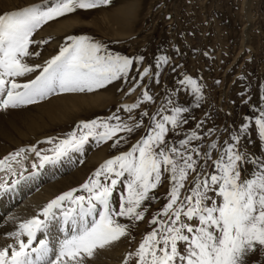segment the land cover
Listing matches in <instances>:
<instances>
[{"label":"snow or ice","instance_id":"obj_1","mask_svg":"<svg viewBox=\"0 0 264 264\" xmlns=\"http://www.w3.org/2000/svg\"><path fill=\"white\" fill-rule=\"evenodd\" d=\"M107 2L52 0L46 7L33 5L0 15V110L34 104L57 91L92 92L128 77L134 64L132 58L102 54V46L85 36L67 37L70 43L60 47L58 54L45 61L43 66L27 62V58L40 55L30 51L31 45L47 43V40L33 39L42 25L77 9L89 10L98 3ZM143 59L142 56L135 58L140 78L134 81L135 86L138 87L145 76L154 77L159 83L162 69L170 63V58L156 57L154 72H150L149 67L139 71ZM37 69L41 71L34 79L18 82V78ZM177 84L182 86L180 90L187 89L188 95L194 96L196 103L192 106L198 107L203 99V85L187 74ZM132 91L135 87L129 89V94ZM261 100L264 101V97ZM146 102H154L147 85L134 103L121 107L132 113ZM189 112V106L179 103L177 90H169L154 113L149 115L147 110L140 113L141 117L149 119L146 134L127 152L101 164L80 189L62 193L36 216L19 223L15 231L7 234L14 243L0 247V264H85L86 258L90 259L96 249L128 235V226L119 223L118 218L144 219L147 208L143 205L156 199L151 192L162 183L165 174H168L170 184L167 202L153 214L149 224L154 227L143 235L134 252L126 254L124 264L129 260H135V264H249L252 254L257 251L264 254V156L242 148L250 124H241L238 132L223 143L213 140L207 145L193 144L215 129H209L203 135L191 130L173 142L169 134H181L177 130L188 123L184 114ZM128 119L135 118L129 115ZM250 119L245 117V120ZM254 124L264 152V105ZM202 125L203 121L196 128L200 129ZM142 126L143 119L129 123L115 113L107 118L81 121L66 138L47 150L51 155H42L35 146L20 148L0 159V171L17 176L12 164H21L18 157L22 159L25 151L35 153L39 158L38 165L32 164L33 169L55 164L69 152L80 151L90 137L97 141L114 140L112 146L115 148L126 140L120 133L130 135ZM53 140L49 138L46 143L53 144ZM213 152L217 153L215 159ZM209 160L212 161L211 171L207 170ZM248 165H251V171H248ZM192 173L195 176L191 186L182 194ZM28 178L21 171L11 185L6 181L0 183V192L14 188ZM120 184L124 191L120 193L117 208L113 194ZM80 190L87 196L74 195ZM65 202L69 207L64 208ZM56 210H60L59 213ZM94 214L98 218L89 221L87 218ZM54 223L70 225L72 232L58 242L55 250L47 239ZM60 230L63 231V227ZM40 233L45 238L38 239ZM252 264H264V261H253Z\"/></svg>","mask_w":264,"mask_h":264},{"label":"rangeland","instance_id":"obj_2","mask_svg":"<svg viewBox=\"0 0 264 264\" xmlns=\"http://www.w3.org/2000/svg\"><path fill=\"white\" fill-rule=\"evenodd\" d=\"M51 3L52 0H47V4L45 0H31L14 8L0 10V15L33 5L46 7ZM69 36L88 37L91 42L102 46V54L110 53L113 56L132 58L134 64L129 70L128 77L117 79L104 88L92 92L57 91L37 103L6 109L20 110L45 103L51 98L63 97V95L101 94L107 99L101 107L71 115L64 121L49 125L33 135L26 134L27 136L24 137L9 131V135L0 137V146L7 148L0 152V159L20 148L28 149L32 146L41 151L42 155H51L52 153L47 150L60 139L66 138V135L72 132L81 121L107 118L114 113L129 123H135V119H143L144 126L130 135L120 133L119 135L126 136V140L115 148L112 146L114 140L97 141L90 137L80 151L69 152L55 164H46L43 168L33 169L32 164L38 165L39 158L35 153L25 151L22 159L18 157L23 167L15 162L12 164L17 176L0 171V183L6 181L8 185H11L13 179L19 178L21 171L28 177L29 174L35 173L31 175L34 178L51 172L48 178L43 179L40 184H43L42 187L64 180L76 171H84V176L77 182H71L69 187L52 193L53 195L46 200L44 197L42 205L37 208V213L32 217L62 193L80 189V186L106 160L130 150L132 145L147 132L149 119L141 117L140 113L145 110L149 115L154 113L169 90H177L179 103L190 107V112L184 114L188 118V123L177 130L181 133L180 135L170 133V140L178 141L183 138V133L191 130H197L203 135L209 129H215L210 135L203 136L202 140L194 141L193 144L207 145L213 140L223 143L231 134L238 132L241 124L249 123L250 127L243 139L242 148L257 156H264L254 124L255 117L259 115L261 106L264 105V101L261 100V97H264V0H108L107 3H98L95 8L77 9L73 13L42 25L34 33L33 39L47 40V43L31 45L30 51L39 52L40 55L27 58V62L30 65L43 66L45 61L58 54L60 47L70 43L67 40ZM160 55L169 57L170 63L162 69L159 83H156L154 77L150 79L145 76L139 86H135L134 81L140 79L137 75L135 58L141 56L144 58L138 66L139 71L149 67L150 72H154L156 57ZM173 68L175 71L172 70ZM40 71L41 69H37L25 77H20L18 82L26 83L39 75ZM185 74L203 85V99L198 107L192 106L196 103L194 96L188 95L187 89L180 90L182 86L177 84V81L183 79ZM145 85L153 96L154 102L142 103L132 113L125 112L121 106L134 103L145 90ZM134 87L135 91L129 94V89ZM129 115L135 119L129 120ZM245 117L251 119L245 120ZM201 121L203 125L197 129L196 125ZM49 138H54L53 144L46 143ZM93 155H100V160L87 167L88 160ZM216 156L217 153L213 152V159ZM201 163L204 162L201 161ZM247 168L251 171V165ZM207 170H212L211 160L207 161ZM194 176L195 173L189 175L182 194H185L187 188L191 186ZM32 179L29 178V180ZM169 187L168 174H165L162 177V183L151 192L156 199L146 201L143 205L147 208L143 220L132 221L125 217L118 218L119 223L128 226V235L110 244L114 257L112 264H124L126 254L134 252L143 235L152 230L154 225H150L149 221L153 214L160 211L167 202L166 195ZM123 191V185L120 184L113 194L114 206L117 208L120 193ZM74 195L87 196V193L80 190ZM67 207L69 204L65 202L64 208ZM257 260L264 261V254L259 251L252 254L249 257V264ZM128 264H135V260H129Z\"/></svg>","mask_w":264,"mask_h":264},{"label":"bare ground","instance_id":"obj_3","mask_svg":"<svg viewBox=\"0 0 264 264\" xmlns=\"http://www.w3.org/2000/svg\"><path fill=\"white\" fill-rule=\"evenodd\" d=\"M28 1L31 2V0H0V10L14 8ZM106 100L107 99L101 94L87 96L63 95V97L51 98L45 103L29 106L20 110H0V137L9 135V131H14L19 135H24V137L27 136L26 134L33 135L36 132L49 127V125L64 121L71 115H76L87 109L101 107ZM6 149L7 148L0 146V152L5 151ZM100 155H93L90 159L88 158L87 167L98 162L101 157ZM30 160L31 159H29V161ZM83 172V170L76 171L73 175H70V177L64 180H59L46 187H42L43 184H40L45 177L48 178L50 176L51 172L44 173L42 176L38 175V177L35 178L29 176V178L33 179L29 180L28 178L22 180L14 188L10 187L7 191L0 192V247H4L11 242L14 243L7 234L15 231L19 223L30 219L35 213H37V208L42 205L44 197L46 200L55 192L69 187L71 182H77L82 176H84ZM59 211L60 210H58L57 213H59ZM97 217L98 215L94 214V216L88 217L87 219L91 221L93 218ZM61 227H63V231L60 230ZM71 234L70 225H59L54 223L47 235V239L50 242L49 246L55 250L58 247V242L62 240L65 235ZM40 238H45L43 233L38 234V239ZM113 258L109 244L102 249H96L90 259L86 258L85 264H112Z\"/></svg>","mask_w":264,"mask_h":264}]
</instances>
